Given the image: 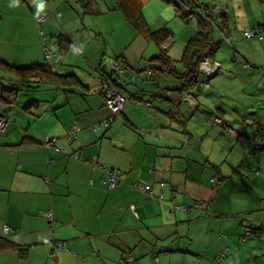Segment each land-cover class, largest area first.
Segmentation results:
<instances>
[{
  "label": "crops",
  "instance_id": "crops-1",
  "mask_svg": "<svg viewBox=\"0 0 264 264\" xmlns=\"http://www.w3.org/2000/svg\"><path fill=\"white\" fill-rule=\"evenodd\" d=\"M52 1L58 4L52 10L55 20L49 16L39 25L37 16L50 12L51 0H0V59L15 65L41 62L42 40L49 36L59 57L53 70L79 74L74 73L79 83L65 90L47 82L30 83L28 89L46 85L47 96L27 97L31 102L28 107L20 102V110L7 107L5 134H0V264H116L127 254L137 264H264V237L244 236L253 223L264 225V161L252 163L240 175L223 174L235 166L233 149L239 141L261 154L264 148H256L252 129L246 130L252 138H238L228 130L225 134L207 122L202 110L204 103L223 116L229 110L232 119L225 121L233 126L232 112L241 113L242 108L227 107L219 98L216 103L204 100L201 89L188 102L184 88L179 92L180 78L157 68L151 78L136 76L141 63L122 55L125 67L137 72L127 71L126 84L137 85L130 91L127 85L121 88L130 98L119 113H111L104 104L108 80L101 82L107 59L100 55L95 26L76 0ZM73 2L75 12L66 5ZM218 4L223 14L213 38L220 44L226 31L230 41L224 42L233 54L229 58L227 48L223 57L216 50L212 56L221 64V72L213 76L215 91L232 85L234 98L246 102L243 108L264 110V1ZM93 8L104 13L98 0ZM160 13L152 29L166 26V16ZM247 29L263 37L246 38ZM63 31L70 32L73 44L59 48L55 36ZM140 34L134 32L133 38L141 57L153 59L146 68L163 67L153 58L160 52L158 44ZM186 43L175 64L180 72L191 67L190 60L188 65L182 62ZM245 60L253 67L244 68ZM68 66L74 69L67 71ZM166 76L173 77L172 86L161 81ZM18 100L14 97L10 104ZM40 102L47 107L36 109ZM73 126L79 129L68 143L64 136ZM47 137L56 138L60 150L44 146ZM103 168L122 175L112 189L103 182ZM145 183H151L152 195L138 187ZM243 193L250 197L246 211L235 199ZM229 216L240 217V223L221 220ZM244 221L250 223L241 233Z\"/></svg>",
  "mask_w": 264,
  "mask_h": 264
},
{
  "label": "trees",
  "instance_id": "trees-1",
  "mask_svg": "<svg viewBox=\"0 0 264 264\" xmlns=\"http://www.w3.org/2000/svg\"><path fill=\"white\" fill-rule=\"evenodd\" d=\"M95 1L96 0H76V3L79 4V6H81L82 14L88 15V14L98 13L93 8ZM145 1L146 0H113V5L115 4L116 11L119 10V12L122 13L124 18L133 26V28L137 32L145 35L146 37L153 39L160 47L159 54H157L156 56H153V58L155 57L159 59L162 62L163 67L162 66L157 67L151 64L150 68L146 69L147 71H151V73L148 74L147 72L146 75L141 74L140 77L151 78L156 73V71L153 68H157V70L166 69L168 72L172 73L174 77L181 79L182 82L179 88L180 94L182 93V90L184 88V90H187L188 93L192 95L193 99L197 98L198 94L196 93V91L192 90L190 86L199 87L197 85L198 76L202 75V73L199 70V63L204 58L213 59L212 55L219 45V42L213 38L212 33H213V23L219 24L218 18L222 17V14H223L222 10L218 14L209 13L207 12L208 8H210L209 5L203 4L202 2L198 0H162V1H166L167 3L172 4L176 15H179L182 19H188L192 17V15L196 14V16H194V18L196 19L195 32L193 33V35H191L188 38L185 51L182 55V62L188 65V61L190 60L191 67L188 68L186 72H180L176 68V66L173 64V60L168 56L166 52L167 49L162 47V43L164 41L166 40L170 41L172 31L167 26H162L156 29H152L150 27V25L146 21V18L142 10V6ZM261 1H264V0H261ZM40 17H46V18L44 21L40 22L39 21ZM48 17L49 16H40V15L37 16V23L41 25L43 22H45L48 19ZM222 23L223 25H225V22H221V24ZM222 34H223L222 36H229L226 31H224ZM95 35L97 36L98 33ZM55 41L59 45V48L73 44L72 38L70 36V32L68 31H63V32L58 33L55 36ZM42 42H43L42 43L43 44V60L41 62H32V63H28L24 65H15V64L7 63L4 60L0 59V103L4 105V108L2 109V113L4 114L5 117H6L5 111L7 110V107H10L9 104L11 100L14 99L16 94H18V92L20 91V88H22V90L28 89L27 85H30V83L47 82L49 84H52L53 86H56L64 90L69 89L70 87H72V85L79 83L78 79L76 78L73 72H67V73L62 74V73H58L53 70L51 63H53V61L59 63L58 54L51 49L48 39L43 38ZM45 47H48V49L50 50V53H51L50 57L46 55V52L44 50ZM118 59L119 61H117ZM117 60L114 63L124 68V74L119 75L116 70L114 72L112 71V76L114 77V79L110 80L106 75L112 64L104 63L106 66L105 67V77H101V82L102 84L106 82V80H108V82H106V84L104 83L103 89L109 88L112 86L117 89L123 90L121 88L126 85V82L128 79L124 80L123 78V76H125L127 73L125 71L126 67L122 63L120 58H117ZM246 63H247L246 66L243 65L244 68L253 67L252 62L247 61ZM100 67L101 66H99L98 69L102 72L103 70H101ZM140 71L141 70H139L136 76L140 75ZM220 72L221 71H219L218 73ZM205 82H208V81H205ZM107 85L109 86L107 87ZM126 96H127L126 100H128L130 96L128 95ZM132 96L139 98L136 95H132ZM30 102L31 100L26 101L23 106L28 107V104ZM207 104L204 103L203 108H202L207 122L220 127L222 131L225 132V134L228 133L227 130L228 129L231 130L233 126L227 123V121H225L221 117V114L212 105L210 104L207 105ZM189 106H193V105H189ZM197 107H199V104L197 105ZM191 108H194V107H191ZM263 126L264 124H255L254 130L252 129L251 131L253 132V134L256 133V135L258 136V132L256 129L261 128ZM69 130L70 128L67 130V132ZM251 131L249 132L250 134L245 132L246 134L243 133L242 136L240 135V132L238 131L236 134L238 135L237 136L238 138L239 137H251L252 138ZM4 134H1V135H4ZM75 138L70 140L68 143L72 142ZM64 139H65V136H64ZM256 142H257V139H256ZM258 148H264V144H261ZM120 176L121 177L119 181H121V178H122L121 174ZM250 228L248 229V232L244 234V236L249 235V233H254L255 235H257L259 239L264 237L263 236L264 226L262 224L253 223V225H251ZM259 235L261 236L259 237ZM116 264H137V263H136L135 258H133V256L127 254V255H123L121 260H119Z\"/></svg>",
  "mask_w": 264,
  "mask_h": 264
},
{
  "label": "rangeland",
  "instance_id": "rangeland-1",
  "mask_svg": "<svg viewBox=\"0 0 264 264\" xmlns=\"http://www.w3.org/2000/svg\"><path fill=\"white\" fill-rule=\"evenodd\" d=\"M98 1L101 2V6H102L101 11L104 13L88 14L87 18H90V19H87V21L91 20L92 24L95 26L94 32L98 33L97 37L99 38L98 42H100V50H101L100 55H101V57L106 58L107 63L113 64L114 62H116L117 58H120V56L124 55V57L128 61H130L131 63H136V62L141 63L137 69L141 70L140 74L146 75V73H147L146 67L148 66V63H150L153 59H150L147 61L141 57L142 54H140V51H141L140 46L136 41H134V38H133L134 32H137V31L124 18V16L122 15V13L119 12V10L116 11L115 4L111 5V0H98ZM198 1L202 2L203 4L209 5V7H213L215 4L220 3V0H198ZM48 4H51L53 8L47 14H41L40 16H50L52 18V20H55L53 17L52 10H56L58 7L57 6L58 4H55L52 0ZM157 4H159V5H157ZM66 5L69 7V10H72L73 12H75V9L77 8L76 3L73 2L71 4H66ZM66 5H64L65 8H66ZM142 10H143V14L146 18V21L149 25L150 24L153 25L155 23L157 15L161 14L160 11H162L165 14L166 19H167V22L165 25L172 30V35L170 37L171 44L167 48V54L172 59L175 60L173 62V64L174 65L176 64L178 66L179 65L178 59L180 58V56L182 54L184 45H185L186 41L188 40V38L191 35H193V33L195 32L196 19L194 18V16H196V14L192 15V17H190L188 19H182L179 15H176L172 4L167 3L166 1H162V0H146L143 3ZM80 12L82 13V9ZM164 19H165V17H164ZM224 27H225V25H222V28H224ZM215 28H216V26L213 23L212 36L216 32ZM42 34H43V32H42ZM48 39H50V41H51V38H49V36H48ZM52 44H54V43L52 42ZM151 44L156 45L152 41H151ZM227 48L230 51L229 58H231V56L233 54V50L231 47L227 46V44L224 42V39L222 36L221 43L219 44V47L216 49V53H215V51H214V53L218 56L223 57L222 55L228 54ZM238 62H239V59H238ZM56 63L57 62L53 61V63H51V65L56 66ZM70 69H74V67L68 66L66 68L67 71ZM125 71L126 72L131 71L133 74L137 73L135 69L131 70V69L126 68ZM74 73L77 74L76 72H74ZM77 75L79 76V74H77ZM123 78H124V80H126L125 76H123ZM213 79H214V77L209 78L206 85H200L199 81H207V77L203 74L199 75L198 76V83H197V85L199 87H196V86H190V87L194 91L201 89L203 92L202 98L204 100L213 101L216 103L217 102L216 99L219 98L221 103H224V105L227 107H230L233 104H235V109H237L236 106H239L240 108H242L240 110L241 113H239L237 110H235V112H232V115L235 117V120L233 121V128L235 130H237L239 128L240 131H242V132H240L241 136L245 132L248 133L249 131H246L248 129L254 130L255 124H264L263 123V121H264V110L263 109L248 110L249 109L248 107L243 108V105H245L246 102L242 101V100H236L234 98L235 95L233 93L235 92V90H233L232 85H228V88H226V86H223V91L219 93V92L215 91V89H216L215 85L212 83ZM163 80L165 83H168L171 86L175 82L173 77H168V76L164 77L161 81H163ZM126 85H127V90H128L129 88H134L137 84L130 83V84H126ZM238 87H239V83L235 79V88H238ZM47 88L48 87L46 85H42L39 88H31V89H26V90H22V88H20V91L15 96L16 99H19L18 103H16V104L11 103L10 104L11 108H9V109H13V111L20 110V104H21L20 102H22L23 100L24 101L29 100V98H27V97H30L33 95H36V97L39 99H42V98L44 99V97L47 96ZM128 91H130V90H128ZM220 94L223 95L222 98H220ZM211 98H212V100H211ZM93 100L94 99H92V98H87V101H89V102H92ZM191 100H194V99L191 98ZM47 105H48L47 103L40 102L35 107H36V109H40L42 106L47 107ZM183 106L186 107V104L184 102H183ZM5 113H6V111H5ZM230 114H231V112L229 110H227L226 116H223L221 114V117L224 120L232 119V118H229ZM256 130L258 132V136L256 135L257 136L256 148H258L261 145L259 143L260 139L264 138V126L261 127V129L258 128ZM252 148H253L252 144H250V146H248L247 142L239 141L237 148L233 149V154L237 158V160L235 161V166H229V169H225L223 174L227 175L230 172H234L235 175H240L252 163L255 164L259 159L261 160L260 162H263L264 161V154H261L263 152L253 151ZM240 154H241V156H240ZM233 160H235V159L233 158ZM226 163H229V165H230L231 161L228 160V162H226ZM230 167H231V169H230ZM234 174H233V179L235 180ZM216 182H217V180H216ZM227 182H228L227 183L228 186H230V184H233L232 181H227ZM249 198L250 197H247L246 193H243L242 196H235V199L238 202H241L244 204V211L248 210L247 202H248ZM240 215L246 218V215H244V214H240ZM222 218L223 219H221V220H224L225 223H230L233 220H235V223H237V224L240 223V217L229 216V217H222ZM216 220H220V218H216ZM247 223H250V222L244 221V224H243L244 226L242 225L241 233H244V231L247 230V227H246ZM258 224H260V223H258ZM253 237H255L257 240H259V238L256 237L255 234L253 235ZM235 238H237V236H235ZM218 261H221V260H218Z\"/></svg>",
  "mask_w": 264,
  "mask_h": 264
},
{
  "label": "built area",
  "instance_id": "built-area-1",
  "mask_svg": "<svg viewBox=\"0 0 264 264\" xmlns=\"http://www.w3.org/2000/svg\"><path fill=\"white\" fill-rule=\"evenodd\" d=\"M221 11V7L220 5L217 3L215 4L213 7L208 8L207 12L209 13H219ZM46 17H40L39 21L42 22L45 20ZM243 34L245 37L250 38L253 36H256L258 38H262V34L258 31H254L252 29H247L243 31ZM223 39L226 41H230L229 36H223ZM170 41L166 40L162 43V47L163 48H167L170 45ZM46 55L48 57L51 56L50 50L48 49V47L44 48ZM247 61H243L242 65L246 66ZM112 71L114 72L115 70L118 72V74L123 75L124 74V68L118 66L117 64H112L111 67ZM221 69V64L219 61L217 60H213L210 58H204L200 61L199 63V70L202 74H204L207 78L208 76L214 74V73H218ZM148 74L151 73V71H147ZM126 76V75H125ZM200 85H206L207 82L205 81H199ZM107 90H105V94H104V104L106 106V108L113 114H116L118 112L121 111L124 102L127 99V96L123 93L122 90L117 89L115 87H109L106 88ZM183 93L187 96V101L188 102H192L191 98L193 99L192 95L188 93L187 90H184ZM4 108V105L2 103H0V134H4V130H5V126L7 123V119L4 116V114L2 113V109ZM108 121L104 122V125L107 126ZM78 126H73L72 128H70V130L67 132V134L65 135V141L69 142L70 140H72L73 138H75L76 133L78 131ZM261 129V128H259ZM228 131H230L232 134H235V137L237 136L236 132H234L232 129H228ZM56 141V138L53 137H47L45 138V140L43 141V145L47 146V147H54L56 150H60L59 147L54 145V142ZM260 144H264V138H261L259 141ZM75 155L79 156V154L76 152ZM96 166V165H95ZM103 182L106 184L107 189H112L116 186V183L120 180V174L117 170H113V169H108V168H103ZM138 187H140V190L152 195V188H151V183H145V184H141L138 185ZM133 207V206H132ZM45 215L47 217L50 218L51 214L50 212H45ZM253 225V224H252ZM261 235H259L260 237ZM264 236V233H263ZM223 254H225V248L222 251L221 254H219L218 258L221 259V257H223Z\"/></svg>",
  "mask_w": 264,
  "mask_h": 264
},
{
  "label": "water",
  "instance_id": "water-1",
  "mask_svg": "<svg viewBox=\"0 0 264 264\" xmlns=\"http://www.w3.org/2000/svg\"><path fill=\"white\" fill-rule=\"evenodd\" d=\"M228 42V41H227ZM217 73H214V74H212V75H210V76H208V78H207V81H208V79L209 78H212L213 76H215ZM110 80H113L114 79V77L112 76V69L111 68H109V71L107 72V75H106ZM109 85H107V87H108Z\"/></svg>",
  "mask_w": 264,
  "mask_h": 264
}]
</instances>
